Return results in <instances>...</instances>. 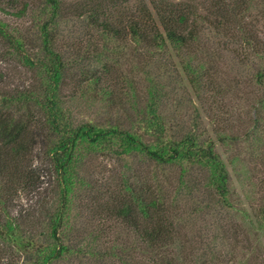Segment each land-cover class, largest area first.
Segmentation results:
<instances>
[{"label": "trees", "instance_id": "trees-1", "mask_svg": "<svg viewBox=\"0 0 264 264\" xmlns=\"http://www.w3.org/2000/svg\"><path fill=\"white\" fill-rule=\"evenodd\" d=\"M5 1L0 0V11H7L2 8ZM132 1L76 0L68 5L66 0H45L47 19L40 26L39 49L0 20L4 45L37 75L23 89L8 92L0 88V264H7L6 251L12 257L20 255L23 264H56L75 252L68 237L72 198L77 185L86 184L81 169L94 155L110 156L127 166L129 160L140 159L157 171L180 170L173 194L147 179H140L138 185L124 181L118 191L106 192L105 211L113 210L115 218L130 229L141 255L133 258L129 247L125 256H119L122 264H181L178 257L168 254L178 240L170 209L179 194L193 195L204 187L226 207H233L230 173L217 144L202 142L192 131L177 135L164 112V89L148 71L143 70L146 79L142 83L134 78L118 79L111 85L103 82L113 72L110 45L118 41L132 44L144 59L166 64L178 61L189 83L200 86L212 71L208 65L214 68L210 59L215 51L208 37L246 45L257 55L264 52V35L260 36L264 0H140L135 8ZM25 6L18 17L25 15ZM71 11L85 17L103 42L96 63L101 68L83 70L78 90L102 100L111 111L122 110L123 117L116 121L77 123L65 107L68 66L56 48L55 28ZM36 52L40 54L33 57ZM255 80L264 86V68L257 70ZM4 82L0 72V87ZM260 104L264 108V101ZM35 155L43 159L57 183L43 203L46 217L39 222L43 224L40 232L28 217L15 214L19 196L43 185L44 173ZM193 171L203 173L202 182ZM257 218L264 224V205Z\"/></svg>", "mask_w": 264, "mask_h": 264}, {"label": "rangeland", "instance_id": "rangeland-1", "mask_svg": "<svg viewBox=\"0 0 264 264\" xmlns=\"http://www.w3.org/2000/svg\"><path fill=\"white\" fill-rule=\"evenodd\" d=\"M75 1L66 0V3ZM138 2L133 0L131 7L135 8ZM25 5H28L25 15L18 17L16 14ZM45 6V0H6L2 8L7 11L1 9L0 20L9 25L12 33L21 34L39 49L40 26L47 19L43 14ZM260 29L264 31V26ZM55 32L56 48L68 66L63 92L65 107L74 121L104 124L123 117L122 110L111 111L102 100L81 95L78 90L83 70L101 68L96 63L103 42L88 20L76 17L71 11L58 22ZM263 35L264 32L260 33ZM207 40L215 51L210 59L214 68L208 65L212 71L200 86L189 83L178 61L166 64L151 57L144 59L132 44L118 41L110 45L113 62H108L113 63L110 65L113 72L103 85L127 78L142 83L146 79L144 72L148 71L164 89V112L170 116L177 135L192 131L202 142L214 141L227 164L235 194L233 207H226L213 191L204 187L193 195L179 194L170 209L178 240L169 249V256L178 257L181 264H264V224L257 218L264 205V108L260 107L264 86L255 80L257 70L264 68V52L257 55L246 45L226 43L227 40L212 36ZM11 52L0 39V72L5 75L0 88L8 92L23 89L37 80L36 73ZM39 54L33 53V57ZM35 157L44 173L43 185L37 191L19 196L15 214L28 217L40 232L43 224L39 222L46 217L43 203L51 196L52 185L57 183L43 159ZM127 163L129 166L106 155H94L86 160L80 176L86 184L77 185L70 211L68 237L76 249L56 264H122L119 256H125L123 252L129 247L133 248V258H141L134 234L115 218L113 210L105 211L109 200L106 192L118 191L124 181L138 185L140 179H147L149 184H162L173 194L179 184L180 170L157 171L140 159ZM193 173L198 182L203 181V173ZM112 252L119 255L115 257ZM5 257L7 264H23L20 255L12 257L6 251Z\"/></svg>", "mask_w": 264, "mask_h": 264}]
</instances>
